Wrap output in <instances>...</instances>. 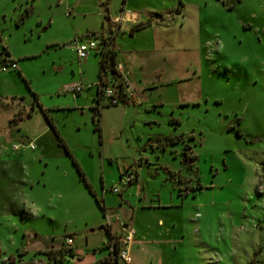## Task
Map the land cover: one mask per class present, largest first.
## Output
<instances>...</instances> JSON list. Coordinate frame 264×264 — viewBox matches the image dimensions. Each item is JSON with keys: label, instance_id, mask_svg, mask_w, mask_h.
I'll return each instance as SVG.
<instances>
[{"label": "rangeland", "instance_id": "obj_1", "mask_svg": "<svg viewBox=\"0 0 264 264\" xmlns=\"http://www.w3.org/2000/svg\"><path fill=\"white\" fill-rule=\"evenodd\" d=\"M125 11L148 23L113 43L136 102L101 105L98 132L100 54L77 60L71 42L98 45L116 28L106 16ZM6 56L17 70L0 71V264H106L105 217L72 160L107 215L140 230L132 264H264V0H0ZM127 167L139 180L123 188ZM138 185L165 208H139Z\"/></svg>", "mask_w": 264, "mask_h": 264}, {"label": "built area", "instance_id": "obj_2", "mask_svg": "<svg viewBox=\"0 0 264 264\" xmlns=\"http://www.w3.org/2000/svg\"><path fill=\"white\" fill-rule=\"evenodd\" d=\"M130 14L128 12H124L121 17L113 18L111 21L112 24L117 25L122 21H129ZM113 42V36L111 34H106L102 36L101 42L97 45L95 42L83 41L79 38L74 39L71 44L74 47L77 60H84L87 58L90 51L95 50L100 55L106 50L108 45ZM115 76L108 77L107 72L103 73L100 80H98L94 84L95 90L101 96L102 99L106 101V105L108 106H118L125 104H134V96L135 90L133 85L130 83L129 79L125 74L122 73L121 65H115ZM7 70H17L16 63L6 57L0 58V71ZM84 87L80 84H73L68 86L65 89V92H69L75 95H78ZM32 149L33 147L30 146ZM16 149V147L14 148ZM135 173L131 168L124 170L118 180V185L125 188L127 187L131 181L134 179ZM112 193L117 194L120 191L115 187L111 189ZM106 227L110 226V217L104 214ZM121 232L124 234L116 237L112 242L118 245V250L116 252V258L118 262L122 264H130V259L128 257L127 246L132 240V231L126 228L125 223H122L120 226ZM66 246L71 245L72 241L70 238H66L64 240ZM109 254L113 253V245L111 244L109 247Z\"/></svg>", "mask_w": 264, "mask_h": 264}, {"label": "trees", "instance_id": "obj_3", "mask_svg": "<svg viewBox=\"0 0 264 264\" xmlns=\"http://www.w3.org/2000/svg\"><path fill=\"white\" fill-rule=\"evenodd\" d=\"M107 1V0H105ZM102 4L105 6L106 9V5L107 3H103ZM107 22H109V18L106 16ZM109 25V24H108ZM148 23H139L135 26H133L130 30H129V35L131 36L135 31L140 30L142 28H144L145 26H147ZM5 54L7 52H4ZM115 57H116V52H115V48L113 43L111 42L108 47L106 48V50L100 55V60L98 63V74H97V81L101 79L103 73H106L107 70L108 72L111 74V76H115L116 75V71H115ZM101 96L98 94V92L96 91V99H95V106L93 107V113H94V117L96 116V120L94 121V130L95 131H100L99 129V108L101 107L100 105V100H101ZM34 102L37 103V98L34 95ZM38 104V103H37ZM122 105H128L125 103H122ZM18 116L21 117V114H18ZM170 122H174V120H170ZM50 127L51 130L53 131L54 135L57 137V139L59 140V144L65 149V152L68 153L67 148L65 147L62 139L60 138V136L58 135L57 131L55 130V128L51 125L50 123ZM182 139V137H162L160 139H157V144L159 145H164V144H174L176 142H180ZM190 149V147L188 145H183L182 147V161L187 165V167H192L193 161L195 160V155L192 153H187V150ZM72 164L79 176V179L83 182L84 186L88 189L89 192H92L90 189V186L88 185V183L85 181L84 175L82 174V172L80 171V168L78 167V165L76 164V162L74 160H72ZM198 187H195L194 189H197ZM178 191H180L178 189ZM179 195V194H178ZM95 201L101 211V213L104 215V207L103 204L100 200L95 198ZM107 237H108V241H107V247H109L111 244L113 245V253L109 254L107 258H105V263L106 264H118V260L116 258V252L118 250V245L116 243L112 242V238L110 237V234L107 233ZM69 248V246H67ZM69 253H71V250H68ZM67 252L65 250H58L57 252V259L62 260V257L64 255H66ZM70 255V254H68Z\"/></svg>", "mask_w": 264, "mask_h": 264}, {"label": "crops", "instance_id": "obj_4", "mask_svg": "<svg viewBox=\"0 0 264 264\" xmlns=\"http://www.w3.org/2000/svg\"><path fill=\"white\" fill-rule=\"evenodd\" d=\"M125 12H128L129 13V11H125ZM130 14V20L129 21H122L121 23H119V24H117V25H115L116 26V28H115V30L113 31L112 29H109V31H108V33L109 34H111L112 36H113V42L112 43H114V41H115V38L117 37V34L118 33H120V32H122V33H124V32H126L127 30H130L133 26H135L136 24H139V23H142V21H140L139 20V17L137 16V15H135L134 13H129ZM114 18H116V17H114ZM112 21L111 20H109V22H108V24H110ZM114 25V24H113ZM122 25L124 26L125 25V28L123 29V27H122ZM110 27H112V26H110ZM145 29V28H144ZM141 30V29H140ZM115 32H117L116 34H115ZM138 31H135L131 36L129 35V37L130 38H134L135 36H136V33H137ZM114 33V34H113ZM114 48H115V52H116V57H115V63L118 65H121V67H122V73L123 74H125L126 76H127V78L130 80V76H132V69L130 68V67H127L126 65H125V62H124V60H120L118 57H117V55H118V52H117V50H120L121 48H120V46H118L117 45V47H115L114 46ZM132 84V83H131ZM96 99V98H95ZM104 99H101L100 100V105H106V101L104 100ZM134 102H136V101H134ZM41 107V106H40ZM128 168H131V167H127V168H125L124 170H126V169H128ZM133 171H134V173H135V177H134V179L131 181V183L128 185V186H130L131 184H137L138 183V180H139V175H138V173L136 172V170L135 169H133V168H131ZM123 170V171H124ZM123 171H120L119 173H118V176H117V183H118V180H119V177H120V175H121V173L123 172ZM116 183V184H117ZM127 186V187H128ZM90 189H91V191L93 192V194H94V196L98 199V197H97V195L95 194V192L93 191V188H91L90 187ZM138 190H137V193H136V195H137V197L138 198H140V203H138L137 205H138V207L139 208H150V207H154V208H165L164 206H162V205H151V204H148L150 201H148V203H142L143 202V198H144V196L145 195H147V191H145L144 190V187H143V185H141V186H139L138 185V188H137ZM178 196H181V194H179ZM119 197H120V203L121 204H126V201H124V199H122L121 198V195H119ZM100 201L102 202V199H100ZM103 204V203H102ZM104 213L106 214V216H109L110 217V226H108V227H104V223H105V221H104V215L102 214V222L101 223H98L97 225H95V226H98V229L99 230H101V231H103L104 233H105V239H104V243L105 242H107L108 241V237H107V233L108 234H110V237L112 238V241L116 238V237H118V236H120L121 234L123 235L124 234V232H121V230H120V226L122 225V223H125V225H126V228L127 229H130L131 231H132V239H134V241H135V238H136V236H138L137 234L140 232V230L139 229H134V224H133V222H132V218H131V216H130V218H129V220L127 221V219H126V217H125V219H122L121 218V216L120 215H118V213H116L115 215H107V212H106V209H105V207H104ZM126 216V215H125ZM159 224H161V225H163V222H161V221H159ZM94 227H92L91 226V228H90V232H93L94 231V229H93ZM136 231H137V233H136ZM140 235V234H139ZM72 236V237H71ZM135 237V238H134ZM70 238H71V241H72V243H71V245H69V247H70V250H71V253H70V255H69V258L70 259H73V255L72 254H74L75 252H76V250L77 249H73V248H71L72 246H73V244H74V242H75V234L74 233H70ZM93 248V247H92ZM109 255V254H108ZM108 257V256H107ZM105 258V257H104ZM102 258H101V256L99 255H96L95 257H93V264H95L97 261H100ZM118 264H121L120 262H118ZM130 264H132L131 263V261H130Z\"/></svg>", "mask_w": 264, "mask_h": 264}, {"label": "flooded vegetation", "instance_id": "obj_5", "mask_svg": "<svg viewBox=\"0 0 264 264\" xmlns=\"http://www.w3.org/2000/svg\"><path fill=\"white\" fill-rule=\"evenodd\" d=\"M114 34V33H113Z\"/></svg>", "mask_w": 264, "mask_h": 264}]
</instances>
